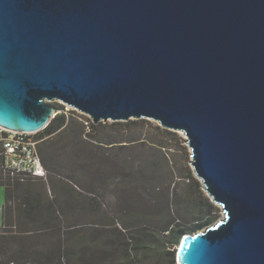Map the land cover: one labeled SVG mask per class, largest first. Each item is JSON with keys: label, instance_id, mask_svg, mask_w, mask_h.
Wrapping results in <instances>:
<instances>
[{"label": "water", "instance_id": "1", "mask_svg": "<svg viewBox=\"0 0 264 264\" xmlns=\"http://www.w3.org/2000/svg\"><path fill=\"white\" fill-rule=\"evenodd\" d=\"M180 132L223 219L178 264H264V0H0V126L58 114Z\"/></svg>", "mask_w": 264, "mask_h": 264}, {"label": "rangeland", "instance_id": "2", "mask_svg": "<svg viewBox=\"0 0 264 264\" xmlns=\"http://www.w3.org/2000/svg\"><path fill=\"white\" fill-rule=\"evenodd\" d=\"M52 105L68 114L66 129L32 138L49 166L47 179L36 184L55 206L43 211V220L38 214L24 218L29 232L0 234V264H127L129 253L137 264H171L173 254L178 264L179 245L164 241L161 232L168 225L162 210L169 206L168 220L188 228L223 219V208L194 174L182 133L146 119L94 124L79 111L71 117L67 105ZM4 203L0 186V226ZM128 220L159 231L157 238L134 252L132 234L142 229H126ZM12 236L19 239L11 241Z\"/></svg>", "mask_w": 264, "mask_h": 264}, {"label": "trees", "instance_id": "3", "mask_svg": "<svg viewBox=\"0 0 264 264\" xmlns=\"http://www.w3.org/2000/svg\"><path fill=\"white\" fill-rule=\"evenodd\" d=\"M56 110H63V106L56 105ZM75 113L74 110H71L70 116L73 117V114ZM68 114L65 112L58 113L48 124V126L43 129L42 131L38 132L37 137L39 140L53 136L55 134H59L62 130L66 129V125L68 123ZM81 136V134H80ZM1 144V143H0ZM2 146L0 150V159H1V166H0V172H1V179H0V186L5 188V205L3 208V221L2 225L0 226V234L1 233H16V232H29L30 230L27 228L28 224L27 222H24V218L33 220V218L37 215V220H43L45 210L46 212H50L53 210L55 204L51 203L50 200L45 195L46 190H42L36 184L42 178L39 177H33V176H18V175H12L10 173H7L4 171L2 166ZM39 152V151H38ZM42 164L44 167L49 168L47 161L45 157L41 154L40 156ZM208 201V200H207ZM171 209L168 206L167 209L165 208L162 210L161 217L166 220V223L168 224L166 227L161 228V232L164 234V241H167L173 246H177L180 244L181 239L186 233H196L197 231L205 228L211 220L201 221L198 222L196 225L192 227H184L180 226L179 224L175 223V219L173 218L170 222L168 220V217L171 216ZM50 216L48 213L47 217ZM138 221V220H136ZM175 223V224H174ZM136 222H133V220H128L127 222H123V227L126 229H137L141 228L142 231H139L138 233H133L132 238L135 240L134 252H138L142 249H146V247L157 238V235L159 231L152 230L145 225L144 227H140L139 225H136ZM41 227V226H40ZM29 230V231H27ZM17 236H12L11 241H16ZM23 240V238H21ZM128 261L127 264H137L135 259H132L130 257V253L128 254ZM137 259V256H136ZM121 264V261L120 263ZM171 264H175V257L174 254L172 256Z\"/></svg>", "mask_w": 264, "mask_h": 264}, {"label": "built area", "instance_id": "4", "mask_svg": "<svg viewBox=\"0 0 264 264\" xmlns=\"http://www.w3.org/2000/svg\"><path fill=\"white\" fill-rule=\"evenodd\" d=\"M2 166L5 172L22 177L33 176L47 179L37 142L32 135L9 131L0 126Z\"/></svg>", "mask_w": 264, "mask_h": 264}, {"label": "crops", "instance_id": "5", "mask_svg": "<svg viewBox=\"0 0 264 264\" xmlns=\"http://www.w3.org/2000/svg\"><path fill=\"white\" fill-rule=\"evenodd\" d=\"M4 205H5V203L2 206V221H3V208H4Z\"/></svg>", "mask_w": 264, "mask_h": 264}]
</instances>
